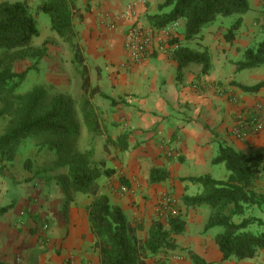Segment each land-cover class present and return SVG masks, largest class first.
<instances>
[{"label": "crops", "instance_id": "1", "mask_svg": "<svg viewBox=\"0 0 264 264\" xmlns=\"http://www.w3.org/2000/svg\"><path fill=\"white\" fill-rule=\"evenodd\" d=\"M25 1L37 20L40 1ZM132 1L135 0H74L77 11L73 23L91 86L99 91L91 103L100 123L99 133L105 139L101 144L105 153H100L105 157L94 160L104 161L107 168L114 170L99 179L100 194H106L123 209L129 222L140 227L141 236L148 235L155 221H165L157 211L162 194L169 193L177 199L178 215L185 227L176 237L178 249L158 257L167 264H192L191 252L214 264H264V248L253 259L223 260L215 240L217 234L213 228H205L211 209L184 201L186 196L203 191L191 178L228 177V171L217 169L218 164L213 162L221 146L247 154L264 152V131L245 139L232 132L240 115L257 102H264V87L248 92L238 86L264 80L259 68L245 69L249 76L242 80L238 73L243 70L237 69V62L258 36L261 23H245L244 19L233 41L226 39L228 27L214 23L202 32L201 39L194 40L193 47L188 46L185 23L180 20L177 43L180 47L207 49L212 62L208 73H203L201 64L180 63L177 51H153L134 62L124 48L130 27L138 23L152 28L150 18L171 8L161 10L166 0H144L131 13L127 5ZM58 43V75L62 79L68 76L60 64L67 56L72 72L82 80L74 49L59 35ZM1 54L6 55V51L0 49ZM93 98H97L96 105ZM102 108L103 128L98 112ZM167 151L172 155L167 156ZM15 164L9 163L0 174V209L12 206L0 214V264H100L97 237L88 216L92 199L72 191L68 168L66 173L58 171V182L50 187L42 178L35 179L37 175H29L33 171L25 164L19 165V174L14 173ZM156 170L163 171L159 177H164L152 181ZM124 185L126 191L122 190ZM255 189L264 193V176ZM22 211L25 215H21ZM44 223L49 224L47 231L42 228Z\"/></svg>", "mask_w": 264, "mask_h": 264}, {"label": "trees", "instance_id": "2", "mask_svg": "<svg viewBox=\"0 0 264 264\" xmlns=\"http://www.w3.org/2000/svg\"><path fill=\"white\" fill-rule=\"evenodd\" d=\"M38 11L51 16V29L64 42L74 49V61L80 66L82 90L84 92L81 110L87 127L97 132L100 123L91 98L99 91L92 88L87 64L77 40V31L73 23L76 15L74 0H39ZM168 12L150 18L153 28H162L175 21H184L185 39L202 38V32L214 24L220 16H236L230 25L226 39L233 41L244 23L243 16L251 9L250 0H166L161 10ZM261 29L264 33V9ZM40 35V29L34 13L25 0L10 2L0 1V49L9 52V61L0 62V97L14 94L26 78L27 71H13L14 53L29 48L34 38ZM180 63L202 65L203 73L212 68L210 53L207 49L195 50L188 46L180 47L176 52ZM264 67V38L257 47L245 50L243 58L237 62L238 70ZM244 91L257 92L264 87V80L247 86L238 85ZM46 91L42 87L18 96L16 116L0 134V174L17 156V148L23 139L41 133H49L67 139L78 130L74 125V112L64 97L50 108L42 109ZM5 110H0V118ZM111 139L107 140L109 143ZM50 149L60 150L59 143L50 145ZM66 165L70 188L73 192L89 196L92 201L88 216L92 232L97 237L96 247L100 252V264H167L158 258L161 253L178 249L176 237L184 231L185 221L179 216H172L168 221L157 220L148 235H139L140 227L133 226L123 209L112 203L106 194H100L98 181L103 176L111 175L114 170L106 167L104 161L93 159V150L85 152L71 151L67 147ZM215 164H224L228 177L215 179L210 175L194 177L190 180L203 187V191L193 196H186L184 201L194 207L208 206L211 209L206 223V230L220 227L215 236L223 260L253 259L264 248V232L254 234L247 228L254 223L264 224L259 217L245 216L249 208L264 205V193L258 192L257 182L264 176V152L251 154L232 147L221 146L213 159ZM163 171L156 170L152 181L162 180ZM162 175V174H161ZM12 206L2 207L0 214ZM238 215L241 220L234 221ZM192 264L208 263L194 253H190Z\"/></svg>", "mask_w": 264, "mask_h": 264}, {"label": "rangeland", "instance_id": "3", "mask_svg": "<svg viewBox=\"0 0 264 264\" xmlns=\"http://www.w3.org/2000/svg\"><path fill=\"white\" fill-rule=\"evenodd\" d=\"M252 10L245 14L243 18L246 20L245 23H262V11L264 9V0H257L255 4L254 0H250ZM255 6V11L253 10ZM236 16H220L218 17V25H224L230 27L235 21ZM38 27L41 31V36L34 38L32 45L25 49L19 50L14 53L15 58L13 60V71L25 72L27 71L26 78L21 84L20 88L9 96L0 97V110L4 109L5 113L0 118V134L4 132L10 120L16 116V110L18 106V96L26 94L27 92L35 89L36 87H42L46 91L44 100L41 103V108L46 109L58 103L60 98L64 99L69 103V106L74 112V125L77 126L78 130L74 133V136L67 139L66 137H58L49 133H41L35 136L23 139L17 148V156L14 160L15 166H13V172L19 174L20 166L24 165L29 172V175L35 174V179L42 178V181H46L50 187L55 186L58 182V171H67V165L65 163L67 156V147L71 148V151L85 152L93 150V159H103L105 155L104 150L101 148L103 139L102 134L92 132L85 124L81 104L83 101V90L82 80L71 70V61L64 56L61 59L60 64L64 66L68 76L64 75V78L58 75V49L61 48L58 43V35L50 29L51 16L47 13L40 12L38 16ZM259 26L258 36L251 42L249 47H257L258 44L263 40L264 33ZM188 46H195L194 40H187ZM5 51V50H4ZM9 52L1 54V61H9ZM67 54V52L65 51ZM65 53L63 55H65ZM0 61V62H1ZM260 74L264 75V67L259 68ZM59 76V77H58ZM249 76L248 71L243 70L238 73V78ZM61 78V80H60ZM64 80V81H63ZM93 104H97V98H93ZM103 109V108H102ZM99 109V118L102 121V128L104 124V111L105 109ZM90 130V131H89ZM59 143L60 150L50 149V145L53 143ZM100 153H102L100 155ZM96 161V160H95ZM60 166V167H58ZM217 169H221L223 172H227V169L223 164L216 165ZM37 171L35 172L34 171ZM29 170V171H30ZM89 197V196H88ZM90 198V197H89ZM178 207V206H177ZM245 216L259 217L264 220V205L254 206L249 208ZM242 217L236 215L233 220L238 222ZM222 229L220 227L213 228L214 233H219ZM247 231L258 234L264 232V224L258 223L251 224ZM141 236V235H140ZM142 238L145 236H141Z\"/></svg>", "mask_w": 264, "mask_h": 264}, {"label": "built area", "instance_id": "4", "mask_svg": "<svg viewBox=\"0 0 264 264\" xmlns=\"http://www.w3.org/2000/svg\"><path fill=\"white\" fill-rule=\"evenodd\" d=\"M138 2L144 0H135L127 5L128 10L134 13L135 6ZM179 21H175L168 26L162 28L143 27L135 23L130 27L124 42V48L130 59L134 62L142 61L147 58L153 51H158L164 54L176 52L180 45L177 43L176 35ZM237 101V97L232 98ZM264 131V102H257L254 107L242 115L233 127L232 132L240 139H245L251 135H258ZM172 153L167 151V156ZM127 186H123L122 190L126 191ZM177 199L169 194L163 193L158 205L157 211L162 219L168 221L170 217L178 215ZM25 215V211L21 212ZM44 231L49 228L48 223L42 225ZM44 242L43 237H41Z\"/></svg>", "mask_w": 264, "mask_h": 264}]
</instances>
